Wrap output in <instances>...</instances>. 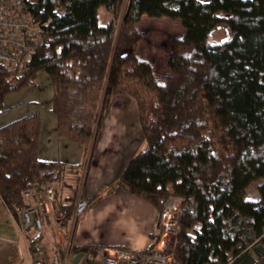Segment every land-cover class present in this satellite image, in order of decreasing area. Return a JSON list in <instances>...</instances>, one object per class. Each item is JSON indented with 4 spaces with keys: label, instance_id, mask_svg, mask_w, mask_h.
<instances>
[{
    "label": "trees",
    "instance_id": "trees-1",
    "mask_svg": "<svg viewBox=\"0 0 264 264\" xmlns=\"http://www.w3.org/2000/svg\"><path fill=\"white\" fill-rule=\"evenodd\" d=\"M123 4L24 0L42 41L22 72L0 63V114L8 93L47 72L59 135L81 144L85 158L40 157L39 109L1 125L4 202L17 218L35 201L24 191L52 185L67 233L119 188L159 210L181 196L188 203L173 264H264V0H128L124 11ZM101 6L113 15L103 24ZM144 14L181 18L185 26L173 39L165 81L138 56ZM220 29L226 36L214 38ZM119 93L136 99L144 143L117 179L89 193L95 138ZM260 179L255 199L247 189ZM44 231L27 234L31 251Z\"/></svg>",
    "mask_w": 264,
    "mask_h": 264
},
{
    "label": "crops",
    "instance_id": "crops-1",
    "mask_svg": "<svg viewBox=\"0 0 264 264\" xmlns=\"http://www.w3.org/2000/svg\"><path fill=\"white\" fill-rule=\"evenodd\" d=\"M47 77L50 79L48 91L42 97L39 95L27 100L40 105L46 102L50 115V125L46 127L41 110L36 108L42 116L39 155L43 159L80 162L85 158L83 146L59 135L57 116L52 111L54 84L48 73ZM10 93L5 97L0 126L12 121L2 120L6 110L27 102L13 101L6 107ZM28 110L31 109L25 111ZM144 138L136 99L130 94H119L95 138L94 157L87 176L89 193L97 192L104 184L117 179L131 157L143 146ZM159 215L160 210L156 205L119 188L89 208L76 225L72 224L68 243L59 252L64 253L69 248L72 251V262L82 264L86 255L90 261L94 260L98 248L104 246L121 245L144 249L149 246L151 236L157 230ZM34 254L40 252H31L17 218L0 194V264H33Z\"/></svg>",
    "mask_w": 264,
    "mask_h": 264
},
{
    "label": "built area",
    "instance_id": "built-area-1",
    "mask_svg": "<svg viewBox=\"0 0 264 264\" xmlns=\"http://www.w3.org/2000/svg\"><path fill=\"white\" fill-rule=\"evenodd\" d=\"M24 0H0V63L17 67L22 72L31 59L34 49L41 43L37 33L40 25L30 20L23 12ZM24 194H33L35 201L18 212L21 230L26 236L31 230H42L47 224L61 219L55 188L52 185L43 190L29 189ZM181 196H170L160 210L157 239L144 249L121 245L98 248L94 260L89 256L82 264H173L177 258L176 237L181 227V214L187 205ZM33 264H74L72 251L58 252L48 259L34 254Z\"/></svg>",
    "mask_w": 264,
    "mask_h": 264
},
{
    "label": "rangeland",
    "instance_id": "rangeland-1",
    "mask_svg": "<svg viewBox=\"0 0 264 264\" xmlns=\"http://www.w3.org/2000/svg\"><path fill=\"white\" fill-rule=\"evenodd\" d=\"M127 1L128 0H124V4L122 8L123 11L126 7ZM112 17H113L112 13L105 6H101L99 8L100 23L102 24L106 23ZM137 28L139 32L142 34V39L138 47L139 58L148 60L151 63L154 73L156 74L158 80L165 81L171 71L168 62L170 55L173 51V46H172L173 39L174 37L181 36L185 31V26L183 25L182 19L173 18L168 15L151 16L149 14H144L141 17L140 21L137 23ZM224 36H226V31L220 29L216 31L214 38L221 39ZM49 83H50V79L47 77V73L41 72L40 75L37 77L36 84L10 93L6 101V107H9L11 103H14L13 101H17V102L27 101L33 99L34 97H39V95L42 97L46 93V91H48V87H50ZM119 94H128V93H119ZM45 103L42 102L40 105V104L30 103L28 101L24 102L23 104H21V106L18 105L16 107L6 110L5 114L2 117V120L4 121L6 119L13 120L36 108H39L44 117V125L47 127L48 125H50V119H49L50 115L47 106H45ZM27 109H31V110L25 111ZM51 116L53 115L51 114ZM261 180L262 179L256 180L248 187L247 193L252 198L256 199L260 197L259 184ZM60 220L57 222V220L54 218L53 225L47 226V224H45L43 228L45 229V231H44L43 239L40 241V246L38 249L41 258L44 257L43 259L50 258L52 255L58 253L59 250H63V248L68 243L70 231H67V233L65 232V230L60 226V224H58ZM17 221L19 224V228L21 230V224L19 218ZM47 228L48 230H46ZM33 232L34 231L31 230L29 233L33 234ZM21 233L23 234L22 230ZM26 237L29 245L30 240L28 238V235H26L25 238ZM60 237H63L62 241Z\"/></svg>",
    "mask_w": 264,
    "mask_h": 264
}]
</instances>
